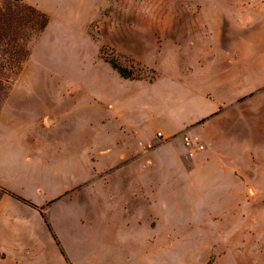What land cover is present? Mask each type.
<instances>
[{
    "label": "rangeland",
    "instance_id": "1",
    "mask_svg": "<svg viewBox=\"0 0 264 264\" xmlns=\"http://www.w3.org/2000/svg\"><path fill=\"white\" fill-rule=\"evenodd\" d=\"M34 1L50 11V23L22 69L1 75L8 86L2 107L26 115L30 136L33 121L41 124L44 144L26 149L36 156L37 175L19 144L0 149V178L23 187L35 178L63 177L67 158L74 157L76 168L70 161L65 182H53L56 190L76 182L65 194L82 193L86 200L70 194L53 211L70 263L264 264V149H258L264 141L253 149L199 151L208 156L194 172L181 162V133L172 148L149 158L147 150L123 152L141 151L158 131L170 133V125L180 130L230 101L231 89L219 95L213 88L206 97L189 85L181 75L184 59L213 50L209 37L227 33L228 17L251 22L263 16L264 0ZM245 107L257 113L259 94ZM202 131L195 126L190 134ZM250 150L256 151L251 162ZM234 156L245 168L240 176L222 168H235ZM152 158L165 169H156L154 183L135 186L131 175H145L142 167L150 169ZM127 163L136 170L121 167ZM107 174L108 182L102 179ZM42 181L44 192L53 187ZM252 190L260 194L243 198ZM154 212L167 216L161 245L149 229L157 224L158 216L149 217Z\"/></svg>",
    "mask_w": 264,
    "mask_h": 264
},
{
    "label": "crops",
    "instance_id": "2",
    "mask_svg": "<svg viewBox=\"0 0 264 264\" xmlns=\"http://www.w3.org/2000/svg\"><path fill=\"white\" fill-rule=\"evenodd\" d=\"M24 1L43 11L50 12L37 1ZM261 9H263V16L251 22L228 17L226 19L227 33L218 32L209 37L212 42L216 43L213 47L217 50H214L215 48L211 51L204 50L194 56L189 52L184 59L186 72L185 74L181 72V75L185 76L184 79L189 85L195 90H200L206 97L211 95L210 90L213 88L218 90L219 95L225 93L223 90L231 89L233 95L230 97V101H220L217 107L189 120L180 130L170 125V133L164 134L158 131L154 136L155 142L146 146L143 143L144 149L141 151L128 149L123 152L131 150L144 153L147 150L148 154L144 157L149 158L151 155H155L154 152L172 148V139L181 133L182 143L186 148V159L182 158L183 161H180L188 171L194 172L199 170L200 163H204V159L208 156V153L197 154L199 151L205 149H253L256 143L264 141V5ZM223 25L220 28L221 31L224 29ZM135 81L144 80L135 79ZM155 81L156 79L145 82L152 84ZM257 94H259L260 108L257 113H253L250 109H246L245 105ZM26 121V115L24 117L22 114H13L8 105L4 104L0 112V131H3L5 136L0 137V149H11L12 141L14 145L18 146L19 144L21 148L23 147L25 153L28 148L38 149L41 146L43 143L40 136L41 124L33 121L35 129L30 136L24 128ZM256 122H259L258 126L253 124ZM195 126H200L203 131L200 135L196 134L192 137L190 131ZM185 137L191 140L189 145H187ZM8 139L11 140L10 146ZM200 145L203 148H200ZM258 149H264V145ZM190 151H193L192 156L189 155ZM253 151L255 150H250L248 154L250 162ZM26 158L32 161V170L37 175L36 156L29 157L27 155ZM150 160L152 161L149 164L150 169L145 168V166L142 167L145 175L139 178L131 175L130 180L135 186H148L154 183L156 178L151 177L156 169H165V164H162L160 160L156 162L153 158ZM70 161L74 162L76 168L74 157L69 156L66 161L67 172H65V176L40 177L41 180L35 178L29 185L23 187L6 183L0 178L1 186L26 199L24 201L0 189L1 264H68L66 254L64 255L62 252L65 251V247L60 232L56 228L53 211L56 206L58 208L62 206L61 201L67 195L71 194L70 197L78 196L73 192L65 194L66 191L73 189L76 182L69 186H61L57 190L53 182L56 181L58 184L65 182V177L70 171ZM234 162L235 168L231 165H222V168L230 174L240 176L241 170L244 172L245 168L235 161V156ZM121 167L136 170L135 163H127ZM44 179L50 180L53 184V187L50 186L45 192L42 181ZM102 179L108 182V174ZM143 194L150 195L149 193ZM249 194L246 193L242 196L243 198L251 196L250 199H253L260 193L253 194L252 190V193ZM78 199L83 202L86 201L82 193ZM49 202H51L50 205ZM44 205L46 207H43ZM67 205L68 208L71 207L69 203ZM84 205L88 206L87 202ZM152 215L158 216L157 224L149 227L154 238L153 243L161 245L160 235L161 231L166 229L164 219L167 216L154 212L149 217Z\"/></svg>",
    "mask_w": 264,
    "mask_h": 264
},
{
    "label": "trees",
    "instance_id": "3",
    "mask_svg": "<svg viewBox=\"0 0 264 264\" xmlns=\"http://www.w3.org/2000/svg\"><path fill=\"white\" fill-rule=\"evenodd\" d=\"M50 23L47 12L24 0H0V111L7 98V81L1 75L18 73L31 53L32 43ZM124 78H130L125 69L113 65ZM26 201L11 191H6ZM65 255V252L62 251ZM66 256V255H65ZM66 259L68 264H71Z\"/></svg>",
    "mask_w": 264,
    "mask_h": 264
},
{
    "label": "built area",
    "instance_id": "4",
    "mask_svg": "<svg viewBox=\"0 0 264 264\" xmlns=\"http://www.w3.org/2000/svg\"><path fill=\"white\" fill-rule=\"evenodd\" d=\"M185 138H186V143H187V145H189V144L191 143V140H190L188 137H185ZM199 147H200V148H203L202 145H200ZM189 155L192 156V155H193V151H190V152H189Z\"/></svg>",
    "mask_w": 264,
    "mask_h": 264
}]
</instances>
